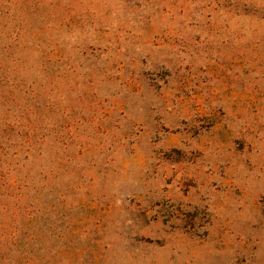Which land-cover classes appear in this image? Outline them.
<instances>
[{
	"label": "rangeland",
	"instance_id": "rangeland-1",
	"mask_svg": "<svg viewBox=\"0 0 264 264\" xmlns=\"http://www.w3.org/2000/svg\"><path fill=\"white\" fill-rule=\"evenodd\" d=\"M0 264H264V0H0Z\"/></svg>",
	"mask_w": 264,
	"mask_h": 264
}]
</instances>
